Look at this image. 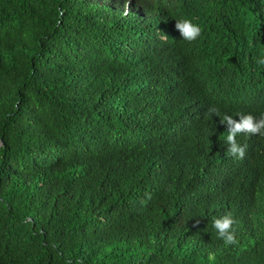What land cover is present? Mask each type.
I'll list each match as a JSON object with an SVG mask.
<instances>
[{
	"label": "trees",
	"instance_id": "16d2710c",
	"mask_svg": "<svg viewBox=\"0 0 264 264\" xmlns=\"http://www.w3.org/2000/svg\"><path fill=\"white\" fill-rule=\"evenodd\" d=\"M261 57L264 0H0V264H264Z\"/></svg>",
	"mask_w": 264,
	"mask_h": 264
},
{
	"label": "clouds",
	"instance_id": "9594fccd",
	"mask_svg": "<svg viewBox=\"0 0 264 264\" xmlns=\"http://www.w3.org/2000/svg\"><path fill=\"white\" fill-rule=\"evenodd\" d=\"M249 18L251 19V17ZM175 22V27L182 40L193 42L201 36L202 29L199 23L194 22L192 18L182 17ZM256 62L258 65L264 66V57L259 58ZM222 123L227 126V135L224 137L227 152L235 159H243L246 152V146L237 142V136L240 134L264 136V115L258 117L252 114L242 115L238 121L231 116H225ZM234 223V218L230 214L213 221V228L216 230L218 238L224 241L225 246L236 243ZM208 262L216 264L214 253H209Z\"/></svg>",
	"mask_w": 264,
	"mask_h": 264
}]
</instances>
